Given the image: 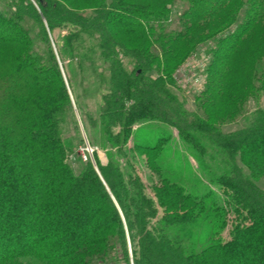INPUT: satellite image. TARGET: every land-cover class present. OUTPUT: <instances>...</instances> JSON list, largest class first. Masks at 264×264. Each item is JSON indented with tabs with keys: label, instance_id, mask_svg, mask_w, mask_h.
<instances>
[{
	"label": "trees",
	"instance_id": "1",
	"mask_svg": "<svg viewBox=\"0 0 264 264\" xmlns=\"http://www.w3.org/2000/svg\"><path fill=\"white\" fill-rule=\"evenodd\" d=\"M92 2L89 12L64 0H13L0 10V264H264V44L240 46L264 23V0ZM195 38L174 60L178 44ZM195 56L205 66L194 105L253 102L246 125L226 131L186 106L178 74ZM96 59L111 76L100 75L105 106L90 117L96 163L77 172L64 126L74 99L65 63ZM151 122L176 129L199 179L168 158L172 134L153 141L143 130ZM22 213L36 219L17 227Z\"/></svg>",
	"mask_w": 264,
	"mask_h": 264
},
{
	"label": "rangeland",
	"instance_id": "2",
	"mask_svg": "<svg viewBox=\"0 0 264 264\" xmlns=\"http://www.w3.org/2000/svg\"><path fill=\"white\" fill-rule=\"evenodd\" d=\"M13 2V0H0V10H3L5 7L6 2ZM66 4L70 7L76 9L79 12H89L95 9L98 3H93V0H64ZM25 6H21L22 11L24 10ZM35 8L37 11H40L41 8L35 4ZM43 17V16H42ZM54 15H52L49 21L45 19V25L47 26L48 22L52 23ZM76 20L71 22V25L75 23ZM218 19L212 20L207 22L205 25L202 26V31L210 30L211 28H215L219 25ZM76 24V23H75ZM56 34L60 35V31L56 30ZM114 39H116L121 44H125L128 48H133L134 40L133 38H126V37H118L113 35ZM199 38L190 39L183 44H178L177 46V54L178 58H173L174 60H181L183 57L190 51L192 44L197 42ZM132 42H131V41ZM61 44V41H58ZM89 42V41H88ZM264 44V23L257 27L254 31L250 32L249 34L245 35L241 41V48H248V47H258ZM204 56V53L201 57ZM192 57L189 59L188 63L182 68L180 71L181 73L178 74V80L181 83L180 85L183 86L182 88L185 90V97L188 99L186 101V106L189 109H198V106L194 105L193 103V94L194 92L202 88V84L204 81L203 74L201 71L205 66V62L202 58ZM125 64L127 66L128 59H124ZM101 60L97 59L92 62H85V63H78V62H70V60H66L67 65H69V69L67 68V77L70 79V83L73 85V102H72V112L68 113L65 117L64 126L66 128L65 135L70 142H73L76 145V153L71 159L72 165L77 172H80L81 169L84 167V162L86 159L84 155L87 156L88 159L92 160L93 163L95 162L94 158V147L90 143V135L93 136L97 129L92 125L90 121V117L96 118L100 113L101 109L105 106L103 100V94L106 92V88L108 87V83H105L102 78L101 74L104 72L105 76L109 75V72H106L101 65ZM185 100V98L183 97ZM72 100V99H71ZM260 103H264V99H261ZM258 104V105H259ZM264 106V104L262 105ZM256 110V106L253 102L243 104V108L233 109L231 108L227 102L220 101L219 104L215 106L208 107L206 110H199L200 112L206 111L209 116L213 117V121L219 125L223 130L231 131L237 128L246 125L250 118L254 116V112ZM206 116V115H205ZM83 120V121H82ZM152 123V122H151ZM147 124V127H143V130L150 133H154L152 136L153 141L161 135H168L172 134V138L170 139L169 143H167L166 148L169 150L168 158L177 165V168L180 172L192 174L193 178H200L202 172L198 169V163L196 159L192 156L189 149L184 146L183 141L178 137L176 129H169L166 125H160L156 122L152 124ZM139 126V125H138ZM136 126L135 128H138ZM147 129V130H146ZM137 131V129H135ZM135 131V133H136ZM157 131V132H156ZM160 132V133H159ZM130 146H133L132 142ZM88 148L87 151H83V149ZM98 154L100 157V161L105 164L108 159L107 155L102 151L98 150ZM138 154V153H136ZM142 158L148 157L145 153L139 154ZM167 154L163 155L164 160L166 159ZM143 163L144 160L138 161L137 165L139 167V172L142 174L144 178H146V172L143 170ZM174 178V177H172ZM176 178V177H175ZM259 185L264 187V175L258 181ZM215 186V185H214ZM216 187V186H215ZM23 220L17 219L16 226H21L27 222V220L32 221L36 219L32 215V217L27 216L25 213L21 214ZM29 228V235L34 233V229L32 227ZM226 237H229L227 232L224 233ZM25 264H34L29 260H24Z\"/></svg>",
	"mask_w": 264,
	"mask_h": 264
},
{
	"label": "built area",
	"instance_id": "3",
	"mask_svg": "<svg viewBox=\"0 0 264 264\" xmlns=\"http://www.w3.org/2000/svg\"><path fill=\"white\" fill-rule=\"evenodd\" d=\"M83 151H87V152H88V148L83 149L82 152H83ZM84 158H85L86 160L88 159L86 155H84Z\"/></svg>",
	"mask_w": 264,
	"mask_h": 264
}]
</instances>
